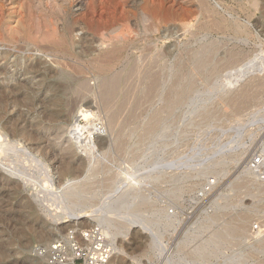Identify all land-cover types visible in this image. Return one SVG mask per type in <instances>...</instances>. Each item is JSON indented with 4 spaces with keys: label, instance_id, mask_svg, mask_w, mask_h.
Listing matches in <instances>:
<instances>
[{
    "label": "rangeland",
    "instance_id": "rangeland-1",
    "mask_svg": "<svg viewBox=\"0 0 264 264\" xmlns=\"http://www.w3.org/2000/svg\"><path fill=\"white\" fill-rule=\"evenodd\" d=\"M22 1L15 6L20 33L0 29V38L14 40L0 42V127L16 130L29 147L44 144L46 137H23V120L41 110L28 111L25 93L32 100L40 83H63L52 78L59 71L72 76L66 99L96 114L81 124H103L91 166L79 151L71 155L74 169H61L48 153L58 184L84 181L71 191L80 203L63 204L62 214L106 206L121 227L103 225L125 251L116 264H264V183L249 169L264 153V72L257 71L264 0H161L149 13L138 7L142 0H67L66 8L61 0ZM30 6L38 9L34 21ZM117 47L124 48L120 63L98 71L95 60ZM39 60L54 69L47 77L25 71ZM103 79L111 91L100 87ZM81 81L91 88L79 102L73 90ZM38 166L28 170L42 181ZM127 172L141 182L135 189ZM16 185H0V264H45L36 249L64 225H54L34 189ZM125 185L139 197L116 202Z\"/></svg>",
    "mask_w": 264,
    "mask_h": 264
},
{
    "label": "bare ground",
    "instance_id": "bare-ground-1",
    "mask_svg": "<svg viewBox=\"0 0 264 264\" xmlns=\"http://www.w3.org/2000/svg\"><path fill=\"white\" fill-rule=\"evenodd\" d=\"M20 1H22V0H0V12H1L0 29L5 30V32H8V34L10 36H13V34L20 33L19 29H18L20 22L19 21L17 22V20L15 19L16 17H18V8H15V6H18L19 8H23L20 5ZM53 1H59V0H53ZM61 1H62V4L60 7L66 8L67 0H61ZM40 2L43 3L44 0H41ZM78 2L81 3L82 0H79ZM202 2H205V1L202 0ZM79 3L76 6H78ZM10 6L14 7V8H9ZM161 6H162L161 0H142V2L138 5L140 10H142L143 12H146V13L155 12ZM29 9H30V17L29 18H31V20L34 21L35 20L34 15L38 11V9L36 10L34 6H30ZM164 10H165V8H164ZM37 17H39V16H37ZM205 18H207V17H205ZM15 21L17 23V27H10L11 23H13V22L15 23ZM219 25H221V24H219ZM12 40H13V38H8V37L0 38L1 43L9 44V43H12ZM3 49H4V47H3ZM123 49L124 48H122V47L121 48L117 47L113 51L106 53L105 56L103 57V59H101V60L98 59L97 61L95 60L96 69L98 71L103 72V73H108V72L112 71V69L118 63H120V61L122 59ZM22 61H23V58H20L19 55H17L15 57L14 62H16V63L19 62L18 65H20V62H22ZM262 63L264 65V62H262ZM263 65H261V66L259 65V69L257 71H259L261 73H262V71L264 72V66ZM42 66H45L44 69H42ZM52 70H54L53 67L48 65L47 61L43 62L42 60H39L36 63L32 62V64L25 67V71H28L29 73H31V72L37 73V72L43 71V73H45V77H47V74L50 73L49 71H52ZM52 75H53L52 78L60 80L63 83H58L57 81H54V82H51L49 84H46L44 81V82L40 83L38 85L36 91H34V98L32 100H29L28 90L25 93V99H24V105L28 108V111H30V109L32 107H34L35 105H39L41 110L39 111V114H37L36 116H34L32 118L26 117L23 120V123H24L23 129H22L23 137L25 138L26 141L27 140L28 141H36L38 137H46L47 141L45 143L43 142L44 144H40L39 146L29 147L28 145H24L23 144L24 142L21 143L20 142L21 140H17L16 137L18 135H17L16 130L8 127V125L7 126L5 125L6 127H0V170H2L4 172V173L0 174V185L6 186L9 184L11 185L12 182H15V184H17L16 187L19 188L21 186V183H22L25 188L29 187V188H32L36 191L35 200L38 201L39 199L42 198L41 199L42 202L41 201L40 202L38 201V202L42 203L41 205H43V207H45L44 203H46L48 205H50V204L53 205L57 202V204L59 205L58 207L61 208L60 210L58 207L50 208L51 205L49 207H48V205L46 206L48 209L45 207L47 209V210H45V211H47L46 212L47 216L52 217V219L54 220V225L55 224L56 225H64V228L62 227L64 229V231L61 232L63 234L59 235L57 233L51 234L49 232H46V235H45V239H47L46 243H45L46 248H49L51 246V244H53L57 240L67 239L68 231L70 229H75L77 231H81V230L84 231V230H86L90 227L96 226V225L103 226L104 223L110 228L114 227L116 230L117 229L120 230V228H121L119 226H116V223L113 220L114 218L112 219V218L108 217L107 213H111V212H110V210H109V212H107L105 210L106 206L101 208V210L99 209L97 211H87L88 208H86V209L82 210L80 213L77 212L79 214H73L72 213L73 214L72 216L62 214L63 204L67 203V206H68V203H72L73 201L78 203L80 201V200L78 201V198L76 197V195H74V193H72L71 191L80 187V186H83L84 181H82L79 178H73V179L66 180L62 184L61 183L58 184L59 182L56 181V177L53 173L54 170L52 171L50 164L47 162V160L50 157L52 160L57 161V163L59 164L61 169H74V167H75L74 166V157H72V156H73V154H78L80 151L85 156H87L86 159H87V161H89V165L91 166L92 161L95 160V154L97 152L96 138L99 134H101L103 132V124L97 123V122H92V120H90L91 122H89L88 124L82 125L81 121L89 120L90 118L94 119L96 114L94 112H92L91 110L85 109L83 107V105L79 104L77 101L74 102L73 101L74 99L71 100L74 102L72 104L66 99V96L69 92L68 85L72 80V76L68 72L59 71L58 73L55 72ZM20 81L22 82V80H20ZM108 86H109L108 82L103 79V81L100 83V87L102 89H104V91L107 92V90L109 89ZM90 88H91V86L85 81H83V82L81 81V82L77 83V85L74 87L73 92L75 94H77L79 102L83 101L85 96H87V93L90 92ZM24 89H27V87L24 86ZM0 118H2V117L0 116ZM32 120L35 121L34 125L31 122ZM117 121H118V119H117ZM111 122L112 123L114 122L113 117H112ZM32 127H37L41 130L34 132V131H31ZM54 144H56L60 150H57L56 147L53 146ZM60 151L62 152V155H60L61 154V153H59ZM48 153H50L49 157H48ZM26 161H31L32 162L31 166L33 168L36 167L35 169H39L38 164H40L41 169H45V173L41 174V175H43L44 178L41 179L39 177L42 181L37 179V176L36 177L34 176L35 175L33 172L34 170L33 171L28 170V169H31L30 168L31 166H26L24 164ZM78 162H79V160H78ZM82 164L83 163H80V165H82ZM91 170H93V169H91ZM43 171H42V173H43ZM89 171H90V169L88 170V173H90ZM124 175H128L130 182H128L127 185L132 187V189H135V186L138 185V183H141V182H138L137 178L133 174H130L127 172V173H124ZM172 177H174V176H172ZM132 182H134L135 185H133ZM43 183H44V185H43ZM120 183H121V181H120ZM115 185H117V184H115ZM42 186H43V191L41 190ZM40 187H41V189H40ZM121 189H122V187H121ZM127 189H128V187H127ZM129 189L131 190V188H129ZM129 189L126 191V188H125V190L123 189V191L117 192L119 194V197L117 198L118 200L116 199V202H118L121 199V197H122V200H123V197L127 198L128 196L129 197L131 196L134 198L139 197V195L137 193L132 192V194H131ZM45 190H47V191H45ZM45 192H47V193H45ZM47 196H50V197L47 198ZM51 197H53V198H51ZM55 198L56 199L59 198V199H57V201H56ZM51 199H54V200H51ZM52 201L55 203H53ZM111 204H113V203H111ZM111 204H109V206H107V208L111 207L112 206ZM67 206H65V207H67ZM85 206H87V205H85ZM68 207H70V206H68ZM67 208H64V209H66L65 213L67 212ZM68 209H71V208H68ZM111 209H112V207H111ZM89 210H90V208H89ZM73 211H75V210H73ZM53 212H55V213H53ZM73 216L75 219H69ZM168 217L170 219H172L171 216H168ZM63 219H64V221H60ZM83 220H84V222H83ZM85 220H86V222H85ZM55 226H50V231H56ZM122 227H123V224H122ZM104 231L106 232L108 238L113 237L109 232V228H104ZM112 233H113V231H112ZM159 237H160V235H159ZM123 254H125V251L123 249H119L117 246H114V254H113V257L111 258V260L109 261L108 264H116V262L118 263L120 256H122ZM40 259H42L45 264H48L47 256H43ZM133 260H134V264H142V261L138 260L137 258H134Z\"/></svg>",
    "mask_w": 264,
    "mask_h": 264
},
{
    "label": "built area",
    "instance_id": "built-area-1",
    "mask_svg": "<svg viewBox=\"0 0 264 264\" xmlns=\"http://www.w3.org/2000/svg\"><path fill=\"white\" fill-rule=\"evenodd\" d=\"M249 169L264 183V153L251 159ZM36 254L47 256L48 264H108L114 254V243L104 227L96 225L84 231L70 229L67 239L57 240L49 248L39 247Z\"/></svg>",
    "mask_w": 264,
    "mask_h": 264
}]
</instances>
